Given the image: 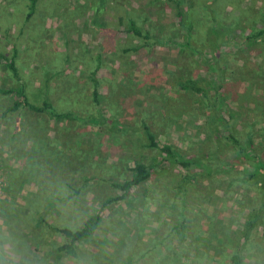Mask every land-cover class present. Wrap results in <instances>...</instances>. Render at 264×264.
<instances>
[{"label":"rangeland","instance_id":"rangeland-1","mask_svg":"<svg viewBox=\"0 0 264 264\" xmlns=\"http://www.w3.org/2000/svg\"><path fill=\"white\" fill-rule=\"evenodd\" d=\"M31 1L0 0V53L17 45L31 101L55 73V111L99 122L14 111L0 93V264H231L241 250L242 264H264V171L248 154L264 158V0H38L29 15ZM188 78L214 111L180 86ZM12 85L0 62V87ZM144 125L171 154L148 145ZM137 163L151 176L104 205ZM96 211L76 256L38 224L77 229Z\"/></svg>","mask_w":264,"mask_h":264},{"label":"trees","instance_id":"trees-1","mask_svg":"<svg viewBox=\"0 0 264 264\" xmlns=\"http://www.w3.org/2000/svg\"><path fill=\"white\" fill-rule=\"evenodd\" d=\"M38 0H32L30 5V13L29 15H32L35 11V8L37 7ZM181 13V12H180ZM129 32L142 37H148L149 33L143 32V29L140 28L135 21H130V25L128 28ZM17 45H14V53L11 57H8L4 54L0 53V62L4 63L6 66V70L9 72L10 76L13 80V85L10 87H0V93L5 95H12L13 102L10 107L11 110H20L21 108H29L33 110L36 113H48L51 116H53L57 120H82L86 123H98L99 120L97 119V115L90 117V119L77 116L70 111H64V112H57L55 111L53 107V101L51 99V96L49 94V86L50 81L52 77L55 75V73L47 72L46 74V80L43 82V87L45 90V96L41 104H37L33 101H31L29 95H28V85L24 77L22 76L20 72V67L17 62ZM93 81L95 85L98 87L99 81L97 77V71L93 73ZM180 86L183 89L193 91L195 93L200 94L206 102V106H208L211 111H214L215 105L210 102V96L208 94V91L201 85H199V82L197 80L188 78L186 80L180 81ZM220 94V92H218ZM95 100L97 102H100L97 92ZM230 115H233V112L230 111ZM143 131L148 139V145L150 147H159L163 151H166L167 153H172V147L167 144L161 145L159 140L157 139L156 135L150 130V128L147 125L143 126ZM234 141L237 143V140L234 138ZM255 148H252L248 151V154L252 155L257 160V165H255V168L262 169L264 171V158L258 156V152L254 150ZM182 163L186 166L189 165V163L182 161ZM132 176L130 179L124 180L123 182H114L113 185L117 187L119 190H121L123 193L116 197L108 198L104 205H107L111 203L112 201H116L119 199L125 198L130 191L134 188L139 186L141 183L146 181L151 176V171L149 167L144 163H137L132 168ZM244 173L248 174L247 170L244 169ZM258 171L252 173L251 177H256ZM254 182H257L254 180ZM260 186L262 188V194L264 195V180H261L259 182ZM260 211L258 209L253 210V212L248 216L246 221V226L243 231L244 234V240H249L255 227L259 223V217ZM102 220V216L99 212H95L91 214L87 219L84 221V223L77 229H72L67 226H56L49 221H47L43 216L38 217V224L44 225L45 227L49 228L50 230L60 232L66 239L65 243L63 245H60L58 250L65 252L67 254H70L72 256L77 255V245L78 243L87 241L91 239L96 230L99 227V224ZM184 229V226L181 225V227L178 229L179 233H182ZM242 250L234 253L231 257V264H242L243 263V254Z\"/></svg>","mask_w":264,"mask_h":264},{"label":"clouds","instance_id":"clouds-1","mask_svg":"<svg viewBox=\"0 0 264 264\" xmlns=\"http://www.w3.org/2000/svg\"><path fill=\"white\" fill-rule=\"evenodd\" d=\"M8 251H9V254L11 255V250L9 249ZM14 264H19V262L18 261H14Z\"/></svg>","mask_w":264,"mask_h":264}]
</instances>
